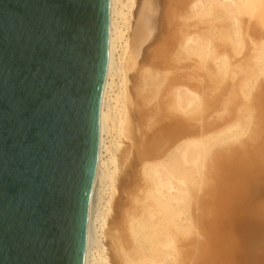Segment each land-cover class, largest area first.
I'll return each mask as SVG.
<instances>
[{
	"label": "bare ground",
	"instance_id": "bare-ground-1",
	"mask_svg": "<svg viewBox=\"0 0 264 264\" xmlns=\"http://www.w3.org/2000/svg\"><path fill=\"white\" fill-rule=\"evenodd\" d=\"M163 1L107 3L83 264H264V0Z\"/></svg>",
	"mask_w": 264,
	"mask_h": 264
},
{
	"label": "water",
	"instance_id": "water-1",
	"mask_svg": "<svg viewBox=\"0 0 264 264\" xmlns=\"http://www.w3.org/2000/svg\"><path fill=\"white\" fill-rule=\"evenodd\" d=\"M108 0H0V264H83Z\"/></svg>",
	"mask_w": 264,
	"mask_h": 264
},
{
	"label": "rangeland",
	"instance_id": "rangeland-1",
	"mask_svg": "<svg viewBox=\"0 0 264 264\" xmlns=\"http://www.w3.org/2000/svg\"><path fill=\"white\" fill-rule=\"evenodd\" d=\"M170 1H171V0H165V1H163V4H162V6H163V7H162L163 10L168 6L167 4H168V2H170ZM168 7H169V6H168ZM204 15H205V12L203 13V16H204ZM201 16H202V15H201ZM160 45H161V44H160L159 42H154V44H152L151 47L148 49L147 54H149V55H153V56L151 57V59H152L153 57H155V54H156V53H158L157 50L159 49ZM196 58H197V57H196ZM185 69H186V68H185ZM187 69H188L189 73H190V72L192 73V71L194 70V69H191V68H188V67H187ZM187 69H186L185 71H187ZM189 69H190V70H189ZM199 71H200V70H199ZM195 72H196V71H195ZM195 72H194V74H196ZM169 73H170V72L168 71V74H169ZM260 76H261L262 78H261ZM260 76L258 77L257 82L255 81V83H254V87H253V88L256 87V88L254 89L255 91H254V90L252 91V89H253V88H252V89L250 90L251 93L248 95L249 97L247 96L248 98H251V97L255 94V92H256V90H257V85H258V91H259L260 83L262 84V82H264V81H263V77H264V76H262V75H260ZM260 78H261V80H260ZM187 80H188L187 82L190 83L189 77H188ZM260 81H262V82H260ZM259 82H260V83H259ZM252 93H253V94H252ZM259 93L263 94V91L260 90ZM242 98H243V97H242ZM242 98H241V99H242ZM156 100H158V96H157V97L155 96V98H154L152 101H150V102L148 103L147 106H151V105L157 103ZM236 100H237L236 102H240V96H239ZM238 100H239V101H238ZM243 100H245V99L243 98ZM246 100H247V99H246ZM246 100H245V101H246ZM260 100L263 101L262 98H261ZM241 101H242V100H241ZM258 101H259V100H257V102H256V106L253 105L254 107L259 108V107H261V106L263 105V102H262V105H261V104H259V102L261 103V101H259V102H258ZM241 103H243V102H241ZM241 103H240V104H241ZM249 103H250V102H249ZM257 104H259V107H258ZM260 105H261V106H260ZM168 109L170 110V107H169V106L167 107V110H168ZM252 109H253L252 112H254V113L257 111V109H255V108H253V107H252ZM169 110H168V111H169ZM259 111H260V108H259ZM259 111H257L256 113H258ZM148 112H149V110L147 111V116H146V118H150V117L152 116V112H151V113H148ZM170 112H171V111H169L168 113H170ZM253 116H255V114H254ZM171 117H172V116H171ZM171 117L168 116L165 120L167 121L168 118H171ZM233 144H234V143H233ZM228 145H229V144H228ZM231 145H232V144H231ZM235 145H237V143H236ZM235 145H233V146H235ZM218 146L221 147L222 145H217V146L213 147L214 149L212 150V152H216V151L220 150V148H218ZM223 146H224V145H223ZM225 146H226V145H225ZM229 146H230V145H229ZM229 146H228V147H229ZM228 147H227V148H228ZM231 147H232V146H231ZM231 147H230V148H231ZM216 148H217V149H216ZM221 148H222V147H221ZM232 148H233V147H232ZM240 159H241L240 156H234L233 159H231V160H232L233 162H237V161L240 160ZM207 160H208V159H207ZM207 160H206L207 163L205 164V167H206V168H205V170H206V173H205V174H206V175H207V170H208V167H209V166H208L209 164H208V161H207ZM229 161H230V158L228 157L224 162H226L225 164H227ZM207 166H208V167H207ZM220 166H221V165H220ZM218 167H219V166H218ZM221 168H222V169H220V168H217V169H216V171H215V172H216L215 174L217 175L216 178H215V174H214L213 179H212V177H210L212 180L209 181L210 184H211L213 187H214V185L216 184V185H215V188H216V186H219V185H220V187H217L218 189H219V188H221V189L224 188V187H223L224 184H226L225 187L228 185V183L230 184L229 179L233 181V178H235V179L237 178V179H238V178H240L242 175H245L246 172L255 171V170H253V169H248V168L246 167L245 164H244V165L236 164L235 166H232V165H231L229 168H227V169H225V170H223L224 168H223L222 166H221ZM256 168H257V171L255 172L256 174H259L260 171L263 172V171H264V162H262V163L260 162V163L256 166ZM218 171H219V172H218ZM217 173H218V174H217ZM222 175H223V176H222ZM254 176H256V175L251 176V178L254 177ZM218 177H219V178L221 177V178H220L221 180H219ZM222 177H223V178H222ZM216 179L219 180V181H221L222 186H221V184L219 183V181H216ZM226 179H228V180H226ZM235 179H234V180H235ZM137 180H138V179L135 178V181H137ZM222 180H223V181L225 180V181H224V182H225L224 184L222 183ZM206 181H208V180L206 179ZM215 181H216V182H215ZM226 181H228V182L226 183ZM207 183H208V182H207ZM207 183H206V184H207ZM213 183H214V184H213ZM210 184L208 183V184L206 185L207 190H208L209 187H212V186H210ZM218 184H219V185H218ZM203 187H205V186H203ZM213 187H212V188H213ZM206 188H205V189H206ZM212 188H211L208 192H206V194H208L210 191H212ZM215 188H213V190H216V189H217V188H216V189H215ZM224 189H226V188H224ZM224 189H223V191H225ZM219 191H221V190L219 189ZM202 192L205 193V191H202ZM213 192H214V191H213ZM213 192H212V194H213ZM221 192H222V191H221ZM203 193H202V194H203ZM206 194H205V195H206ZM212 194H211V192H210L209 195L213 196ZM214 194H215V193H214ZM209 195H206V196H209ZM201 196H203V195H201ZM206 199H207V198H206ZM259 200H260V199H259ZM208 203H209V202H208ZM213 204H214V203H213ZM213 204H211V205H213ZM211 205H210V203H209L210 208H212ZM214 205H215V204H214ZM214 205H213V208H214ZM213 208H212V209H213ZM193 235H194V234H193ZM193 235L191 234L190 236H193ZM190 238H193V237H190ZM190 238H189V239H190ZM199 238H201V236H200ZM189 239H188V240H189ZM188 240H187V242H188ZM190 240H191V239H190ZM200 240H203V238H201ZM187 242H186V243H187ZM263 244H264V243H263ZM190 247H191V248H190ZM190 247H189V248L187 247V248L190 250V249H192V245H191ZM188 249H187V250H188ZM196 252L198 253V251H195V252H194V254H195V255H194V260L196 261L195 263L199 264V261H197V259H198L197 256L199 255V253H198V255H197ZM192 255H193V254H192ZM195 256H196L197 258H195ZM192 257H193V256H192ZM192 259H193V258H192ZM192 261H193V260H192ZM191 263H192V262H190V264H191ZM195 263H192V264H195ZM200 264H202V263L200 262Z\"/></svg>",
	"mask_w": 264,
	"mask_h": 264
}]
</instances>
